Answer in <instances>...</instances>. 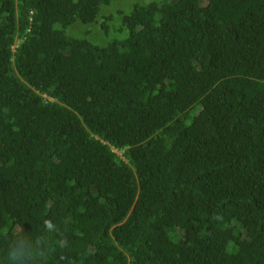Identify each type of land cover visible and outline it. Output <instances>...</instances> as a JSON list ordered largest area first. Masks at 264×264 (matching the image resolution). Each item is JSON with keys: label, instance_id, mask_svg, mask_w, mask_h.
Here are the masks:
<instances>
[{"label": "trees", "instance_id": "obj_1", "mask_svg": "<svg viewBox=\"0 0 264 264\" xmlns=\"http://www.w3.org/2000/svg\"><path fill=\"white\" fill-rule=\"evenodd\" d=\"M109 3L0 0V264H264V0Z\"/></svg>", "mask_w": 264, "mask_h": 264}, {"label": "rangeland", "instance_id": "obj_2", "mask_svg": "<svg viewBox=\"0 0 264 264\" xmlns=\"http://www.w3.org/2000/svg\"><path fill=\"white\" fill-rule=\"evenodd\" d=\"M171 0H110L106 6L99 9L96 19L89 23H83L77 19L64 31L73 39L85 40L91 45L105 47L114 41H122L128 37V30L123 27L122 15L129 14L134 6L146 5L149 2L168 3ZM108 19V20H106ZM59 28V27H58ZM60 29V28H59ZM200 108L195 106L188 111L187 124L191 118L198 114ZM120 155L119 152H116Z\"/></svg>", "mask_w": 264, "mask_h": 264}, {"label": "clouds", "instance_id": "obj_3", "mask_svg": "<svg viewBox=\"0 0 264 264\" xmlns=\"http://www.w3.org/2000/svg\"><path fill=\"white\" fill-rule=\"evenodd\" d=\"M13 1H17V0H13ZM17 44H18V42L16 43V45L13 48H15L17 46ZM114 152L116 153V151H114Z\"/></svg>", "mask_w": 264, "mask_h": 264}]
</instances>
